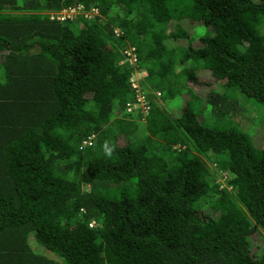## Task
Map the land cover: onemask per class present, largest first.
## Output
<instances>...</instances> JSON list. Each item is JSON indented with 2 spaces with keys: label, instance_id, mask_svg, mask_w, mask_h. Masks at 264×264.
I'll return each mask as SVG.
<instances>
[{
  "label": "trees",
  "instance_id": "1",
  "mask_svg": "<svg viewBox=\"0 0 264 264\" xmlns=\"http://www.w3.org/2000/svg\"><path fill=\"white\" fill-rule=\"evenodd\" d=\"M127 45L166 105L141 83L144 118ZM240 104L264 130V0H0V264H264Z\"/></svg>",
  "mask_w": 264,
  "mask_h": 264
},
{
  "label": "rangeland",
  "instance_id": "2",
  "mask_svg": "<svg viewBox=\"0 0 264 264\" xmlns=\"http://www.w3.org/2000/svg\"><path fill=\"white\" fill-rule=\"evenodd\" d=\"M65 8V7H64ZM56 10H59V9H56ZM50 11H55V10H50ZM50 11H46V13L50 12ZM82 13H77L76 15H80ZM98 14V13H97ZM94 12H89L87 13V17L85 18H88V19H93L95 15ZM74 28H77L75 26H73ZM187 29L191 30L194 34L192 35L193 38H198L200 35H205V34H208L210 33L211 31L208 29L206 30V28L204 26H201V25H196V26H193L192 23H188V27ZM147 75L146 72H144L143 70H140L138 69L137 67L136 68H133V74L130 76L131 78H133V76L137 79L138 81V86H137V89L141 92H146V89L148 90V92H150V90L154 91L152 88H150L151 86L146 82V79L144 78L145 76ZM141 83H144V86H146L144 88V86H142ZM179 96V95H178ZM157 99V98H156ZM144 102L147 103V100L145 99H142ZM158 100V103L161 104L163 107H166V105L163 103V101L159 98L157 99ZM171 100L173 101V104H174V107H176V105L178 106L179 103H180V99H176V98H171ZM253 100V99H252ZM251 101V100H249ZM134 105L135 107L141 111L142 107H143V104L144 102L142 101H134ZM241 107V109H243V112L245 113V115L248 117V121H249V128H250V131L249 133L251 135H253V137L255 138L256 142L258 145L262 146L264 144V130L260 129L256 132V129H257V126L253 125V123L256 122V119H257V116L260 115V111L258 110H255L253 108H248L246 107L245 105L243 104H240L239 105ZM180 107V106H179ZM136 109V110H137ZM261 110V109H260ZM146 116V115H145ZM145 116H142V118H144ZM251 125V127H250ZM247 129V128H246ZM209 163V162H208ZM211 165V167L215 170V167L212 163H209ZM215 174H216V179L219 183H221L223 186L226 185V178L219 172V171H216L215 170ZM264 235V234H262ZM260 237L259 238H256L255 239V242H254V247L252 249V254L254 255H257L260 251V242H257V241H260ZM34 242V238L33 237H30L29 239V243L30 245H32V243ZM36 251H41V247L40 246H37L36 247Z\"/></svg>",
  "mask_w": 264,
  "mask_h": 264
},
{
  "label": "built area",
  "instance_id": "3",
  "mask_svg": "<svg viewBox=\"0 0 264 264\" xmlns=\"http://www.w3.org/2000/svg\"><path fill=\"white\" fill-rule=\"evenodd\" d=\"M89 12H94L95 14L98 13L95 8H86L81 4H77V5L68 6V7L59 9V10L50 11L47 14H48L49 18H51V19H56L59 21H65V20H71V19L76 18V16H78V15H76L77 13H82L80 15L87 17V13H89ZM120 63H128L133 68L137 67L138 56H137L135 47L133 45H127L126 48L123 49ZM130 82H131V86L134 89V93H135V100L134 101L137 100V101L144 102L142 99L147 100L146 95L137 89V86L139 83L134 76H133V78L130 77ZM150 93L153 96H155L157 99L160 98L159 91L150 90ZM134 101L127 104L126 111L128 113L133 112L134 110L137 109L134 105V103H135ZM148 103H149L148 101H147V103L144 102L143 107L140 111L143 116L148 114V110L150 108ZM91 139H92V135H89L86 138H84L81 142V148L88 145L90 143ZM90 225H93V222Z\"/></svg>",
  "mask_w": 264,
  "mask_h": 264
},
{
  "label": "crops",
  "instance_id": "4",
  "mask_svg": "<svg viewBox=\"0 0 264 264\" xmlns=\"http://www.w3.org/2000/svg\"><path fill=\"white\" fill-rule=\"evenodd\" d=\"M38 245H36L34 242L32 243V245H31V248L33 249V251L34 252H36V253H41L40 251H36V247H37Z\"/></svg>",
  "mask_w": 264,
  "mask_h": 264
}]
</instances>
